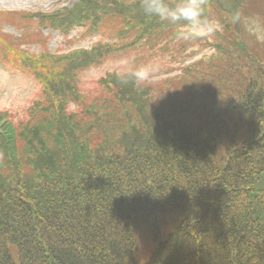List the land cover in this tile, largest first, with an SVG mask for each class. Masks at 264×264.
<instances>
[{
  "label": "trees",
  "instance_id": "16d2710c",
  "mask_svg": "<svg viewBox=\"0 0 264 264\" xmlns=\"http://www.w3.org/2000/svg\"><path fill=\"white\" fill-rule=\"evenodd\" d=\"M72 1L0 10V62L40 84L25 118L0 111V264H139L143 226L155 246L142 264H264V52L227 22L264 15V0H206L223 27L196 41L139 0ZM48 30L69 45L99 37L53 52ZM190 42L225 62L186 64ZM141 46L171 54L181 76L137 87L114 72L95 95L79 86L78 71Z\"/></svg>",
  "mask_w": 264,
  "mask_h": 264
},
{
  "label": "rangeland",
  "instance_id": "374dc122",
  "mask_svg": "<svg viewBox=\"0 0 264 264\" xmlns=\"http://www.w3.org/2000/svg\"><path fill=\"white\" fill-rule=\"evenodd\" d=\"M72 0H0V10L6 11H19L28 10L35 12L36 10L52 11L60 9L65 6H71ZM261 15V14H260ZM3 30L13 35L19 36L20 32H17L11 26H3ZM48 33V32H46ZM77 33L72 32L71 35L75 36ZM227 35H231L227 32ZM98 34L94 36L81 39L80 41L74 40L75 42L71 45L64 42V37L60 36L58 32H53L49 41L48 48L51 51H67L73 48L88 47L97 38ZM215 37L211 40H215ZM244 39L248 38L246 34L243 36ZM33 50H39L33 48ZM195 50V57L189 59L186 64L196 61V63L203 59L208 64L216 65L221 60L225 62L224 54H221L217 50L209 47H202L200 43L192 45L188 43V53ZM258 51L264 52V45H259ZM129 58L119 55H111L113 58H108L102 62L101 65H93L86 69L78 71L79 86L89 93V95H95V91L99 90V80L106 77L108 73L124 72V66L122 61L127 59L131 62L132 66L146 65L152 73L151 79L154 80L162 79L167 76L174 78L175 76H181L179 68L176 69L178 63L171 61V54L165 55L164 57L154 56L150 58L149 52L142 49V46L138 48L136 52H132ZM181 65V64H180ZM194 67V65H193ZM153 70H155L153 72ZM40 92V84L31 76L24 75L23 73L15 72L9 68V70L0 62V111H3L9 115V117L18 122L27 116V108L31 106L33 101L38 99ZM166 221H162L160 228V237H165L168 234V228L164 226ZM166 238V237H165ZM164 239V238H162ZM155 246L154 236L151 231L143 226L139 231L138 249L135 254L139 264L144 263L151 255Z\"/></svg>",
  "mask_w": 264,
  "mask_h": 264
},
{
  "label": "clouds",
  "instance_id": "9594fccd",
  "mask_svg": "<svg viewBox=\"0 0 264 264\" xmlns=\"http://www.w3.org/2000/svg\"><path fill=\"white\" fill-rule=\"evenodd\" d=\"M139 8L145 16L176 27L178 39L184 41L211 40L223 27L220 20L208 14L206 0H139ZM227 22L239 25L250 40L264 45V15L237 11L227 18ZM122 64L124 72L120 75L125 82L131 78L137 87H142L152 77L146 65L132 66L127 59ZM66 110L74 111V102L69 101Z\"/></svg>",
  "mask_w": 264,
  "mask_h": 264
}]
</instances>
